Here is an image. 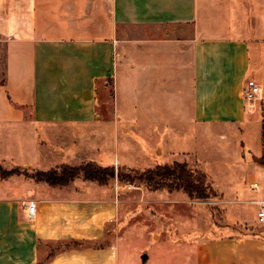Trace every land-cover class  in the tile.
Masks as SVG:
<instances>
[{
	"label": "crops",
	"instance_id": "1",
	"mask_svg": "<svg viewBox=\"0 0 264 264\" xmlns=\"http://www.w3.org/2000/svg\"><path fill=\"white\" fill-rule=\"evenodd\" d=\"M0 43V161L30 172L84 164L73 161L83 147L72 134L104 124L99 91L111 87L116 120L128 130L202 126L213 141L218 129L236 127L237 180L261 188L244 195L234 181L232 213L237 225L256 222L247 199L264 197V166L254 160L264 153V0H0ZM249 79L262 87L253 102L243 97ZM117 150L111 144L101 160L126 165ZM122 202L114 186L82 175L63 186L0 177V264H120ZM221 233L195 231L180 242L187 264H264L260 229Z\"/></svg>",
	"mask_w": 264,
	"mask_h": 264
},
{
	"label": "rangeland",
	"instance_id": "2",
	"mask_svg": "<svg viewBox=\"0 0 264 264\" xmlns=\"http://www.w3.org/2000/svg\"><path fill=\"white\" fill-rule=\"evenodd\" d=\"M5 52V43H0V77L4 75ZM99 98V114L104 124L95 129L86 128L83 134H72L75 143L83 147L79 148L81 157L75 158L74 162L79 164L92 159H98L96 163L113 162L114 167L123 173H129V170L144 171L158 164H171L175 161L187 162L192 170L205 173L207 183L215 190L216 186L221 190L229 189L227 193L231 195L226 199L224 192L216 190V195L209 199L192 200L182 190L169 194L166 188L153 190L139 180L130 183L118 178L109 180L105 185L114 186L118 197L123 200L117 229L120 264H187L186 251L180 248L179 243L189 240L195 231L200 234L203 230H212L223 234L235 230L250 232L257 228L264 233V227L257 220L235 224L236 218L232 213V209L236 208L234 204L237 205L240 200L237 190L240 185L234 182L240 183V180H237L235 172L243 167L237 158L238 151L233 147V142L238 141L236 127L233 132L230 128L223 131L218 129L213 141L210 140V131L202 126L141 125L129 127L128 130V127L119 125L116 120L111 87L104 94L102 90L99 91ZM40 137L43 141L41 145L50 144ZM251 140L257 148L258 136L254 135ZM56 144L59 143H53L54 146ZM111 144L119 149L117 152L121 156L120 160L128 166L114 164L113 159L101 160L109 155L107 150ZM60 151L52 166L58 164ZM0 164L6 169L13 167L4 161H0ZM228 172L233 174L230 176ZM252 182L246 178L240 183L244 195L249 194L248 188ZM250 201V198L247 199V202ZM250 207L257 209L255 205Z\"/></svg>",
	"mask_w": 264,
	"mask_h": 264
},
{
	"label": "trees",
	"instance_id": "3",
	"mask_svg": "<svg viewBox=\"0 0 264 264\" xmlns=\"http://www.w3.org/2000/svg\"><path fill=\"white\" fill-rule=\"evenodd\" d=\"M1 84L5 79L0 80ZM262 136L264 146V120L262 125ZM255 162L264 166V153ZM135 173L133 176L132 174ZM24 174L36 181H44L53 186H63L74 181L82 175L85 180L97 181L105 184L109 180L118 178L123 182H135L137 180L146 183L153 190L163 188L173 192L182 190L192 200L209 199L216 195L214 187L207 183V176L201 171L192 170L187 162H173L171 164H158L144 171L129 170L123 173L121 169L114 166H102L96 162H88L81 165L62 164L58 168L47 171L36 170L32 173L28 169L15 167L6 169L0 164V177L6 179L13 175Z\"/></svg>",
	"mask_w": 264,
	"mask_h": 264
},
{
	"label": "built area",
	"instance_id": "4",
	"mask_svg": "<svg viewBox=\"0 0 264 264\" xmlns=\"http://www.w3.org/2000/svg\"><path fill=\"white\" fill-rule=\"evenodd\" d=\"M262 94V87L255 79H249L243 89V97L247 102H253ZM131 186V185H130ZM251 190L258 191L261 188V184L254 181L250 185ZM257 207V222L264 227V197L250 201ZM29 217H35L36 205L34 202L28 205Z\"/></svg>",
	"mask_w": 264,
	"mask_h": 264
}]
</instances>
